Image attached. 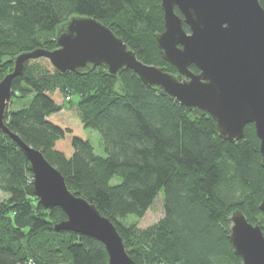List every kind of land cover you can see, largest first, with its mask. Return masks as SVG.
Masks as SVG:
<instances>
[{
	"label": "trees",
	"instance_id": "obj_1",
	"mask_svg": "<svg viewBox=\"0 0 264 264\" xmlns=\"http://www.w3.org/2000/svg\"><path fill=\"white\" fill-rule=\"evenodd\" d=\"M75 15L98 19L142 62L181 78L158 47L160 0H0V79L19 53L54 49L57 29ZM11 88L15 103L29 102L18 109L9 103L7 127L115 224L137 264H241L228 218L239 209L251 223L262 219L264 169L253 124L243 138L223 139L209 114L148 87L132 69L112 76L97 65L62 74L37 57L25 61ZM87 128L99 132L104 155ZM32 181L20 147L0 132V190L7 194L0 199V264H107L99 240L53 229L66 215L43 207ZM159 195L157 222H124L143 217ZM261 228L264 234V220Z\"/></svg>",
	"mask_w": 264,
	"mask_h": 264
},
{
	"label": "water",
	"instance_id": "obj_2",
	"mask_svg": "<svg viewBox=\"0 0 264 264\" xmlns=\"http://www.w3.org/2000/svg\"><path fill=\"white\" fill-rule=\"evenodd\" d=\"M164 30L156 35L165 61L181 78L146 64L109 27L91 16L75 15L56 31V47L36 48L15 56L12 70L0 79V132L12 138L32 173L33 193L45 208L60 207L66 218L53 225L93 237L105 246L107 264H137L125 249L115 224L95 203L69 189L60 171L43 153L25 143L5 123L12 80L28 59L47 58L62 74L104 65L109 75L132 69L150 88L161 89L193 112L209 114L218 135L230 142L253 124L264 169V8L259 0H160ZM175 8L180 14H177ZM188 26V31L183 27ZM195 65L199 72L190 69ZM256 223L235 209L228 239L241 264H264V185Z\"/></svg>",
	"mask_w": 264,
	"mask_h": 264
},
{
	"label": "rangeland",
	"instance_id": "obj_3",
	"mask_svg": "<svg viewBox=\"0 0 264 264\" xmlns=\"http://www.w3.org/2000/svg\"><path fill=\"white\" fill-rule=\"evenodd\" d=\"M12 97V95H11ZM17 98H10V108L11 109H18L21 106H23L24 104H27L29 102V100L26 101H21V102H16ZM9 106V105H8ZM86 133L88 135V137L91 139V142L93 143V146L95 148V152H97L98 154H105V151L103 149V145L101 142V138H100V134L97 130L95 129H91V128H87L86 129ZM113 182L117 181V178H113L112 180ZM7 197V194H5L2 190H0V199H5ZM163 216V206H162V200L160 195L155 199V201L153 202L152 206L147 210V212L145 213V215L141 218H136L134 217V215H130L129 217H127V219H124V222L129 223V222H136L137 226L139 228H146L152 224H154L155 222H157L161 217Z\"/></svg>",
	"mask_w": 264,
	"mask_h": 264
},
{
	"label": "built area",
	"instance_id": "obj_4",
	"mask_svg": "<svg viewBox=\"0 0 264 264\" xmlns=\"http://www.w3.org/2000/svg\"><path fill=\"white\" fill-rule=\"evenodd\" d=\"M29 264H34V263L30 261Z\"/></svg>",
	"mask_w": 264,
	"mask_h": 264
}]
</instances>
